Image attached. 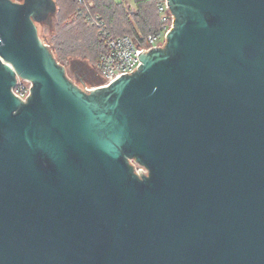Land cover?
Segmentation results:
<instances>
[{"label": "water", "instance_id": "95a60500", "mask_svg": "<svg viewBox=\"0 0 264 264\" xmlns=\"http://www.w3.org/2000/svg\"><path fill=\"white\" fill-rule=\"evenodd\" d=\"M167 4L88 90L39 37L55 0H0V264H264V0Z\"/></svg>", "mask_w": 264, "mask_h": 264}, {"label": "rangeland", "instance_id": "374dc122", "mask_svg": "<svg viewBox=\"0 0 264 264\" xmlns=\"http://www.w3.org/2000/svg\"><path fill=\"white\" fill-rule=\"evenodd\" d=\"M58 10L56 15L43 24H38V34L41 40L47 44L53 51L58 61L65 69L70 80L76 83L79 87L86 89L95 83L96 74V47L90 48L87 42L95 41L98 37L97 31L86 21H83L73 12L71 3L65 0H55ZM87 2V1H86ZM96 5V8L103 13L108 3H111L108 11L102 16L110 24L114 30L119 25L127 27V22L135 25V15L138 13V6L135 0H88ZM114 16V20H110L108 16ZM121 19H123L121 21ZM130 27V26H129ZM130 29V28H129ZM124 33H132L131 30ZM140 32V31H139ZM137 33V37H144L143 34ZM67 43L73 44L80 49L78 52L72 53L70 50L60 52L61 46H66Z\"/></svg>", "mask_w": 264, "mask_h": 264}, {"label": "built area", "instance_id": "2783aa9c", "mask_svg": "<svg viewBox=\"0 0 264 264\" xmlns=\"http://www.w3.org/2000/svg\"><path fill=\"white\" fill-rule=\"evenodd\" d=\"M77 1L80 5V13L91 26L98 30L104 44V51L100 54L96 64L95 83L87 87L88 90L107 87L117 79L136 72L138 70V55L164 47L174 22L167 0H158L156 9L162 25L158 32L142 38L128 35L115 37L107 30L100 16L93 13L92 2ZM31 85L29 81L18 79V84L14 89L15 95L26 101L30 95ZM135 170L138 175L147 174L145 168L136 164Z\"/></svg>", "mask_w": 264, "mask_h": 264}, {"label": "trees", "instance_id": "16d2710c", "mask_svg": "<svg viewBox=\"0 0 264 264\" xmlns=\"http://www.w3.org/2000/svg\"><path fill=\"white\" fill-rule=\"evenodd\" d=\"M65 1H68V3H71L73 6V12L79 18H81L83 21L86 22L83 14L80 13V11H79L80 5H79L78 1L77 0H65ZM85 1L88 2V0H85ZM97 1L99 2L100 0H97ZM135 1H136L137 6H138V13H136V15H135V21H134L135 25L134 26L131 23L126 21L127 27H122L124 25L121 24L113 30L112 27H110L109 22L107 20H105L104 17L102 16V14L104 12L108 11V9L110 8L109 5L111 3H108L107 7L105 8V10H103L104 12L102 14L99 13L100 11L96 8V5L94 4L93 13L100 16V18L104 21L107 30L111 33V35H113L115 37H120V36H125V35L137 36V33L139 31L143 34L144 37H147L151 34L158 32L162 27L158 13H157V9H156V5H157L158 0H135ZM108 17L111 21L114 20V18H115L112 15H110ZM122 20L123 19H121V21ZM93 28L95 29V31H97L98 37L95 39V41L87 42V45L90 48H92L93 46L96 47V50L98 52L97 58H96V63H97L100 54L104 51V44H103V42L99 36L98 30L95 27H93ZM127 29H129V31L131 30L132 33H130V34L124 33L125 31H127ZM73 44L71 45V43H67V45L65 47L61 46L58 48V50L60 52H64V53L68 50H70L72 53L78 52L80 49L76 48ZM56 59L58 61H60L59 58H56Z\"/></svg>", "mask_w": 264, "mask_h": 264}]
</instances>
